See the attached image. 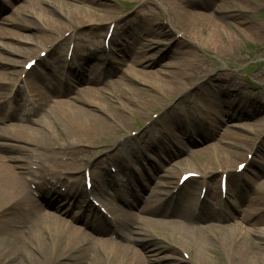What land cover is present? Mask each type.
<instances>
[{"label":"bare ground","instance_id":"1","mask_svg":"<svg viewBox=\"0 0 264 264\" xmlns=\"http://www.w3.org/2000/svg\"><path fill=\"white\" fill-rule=\"evenodd\" d=\"M76 1H82V7L77 8L69 0L24 1L29 5L30 15H36L43 23L41 26L37 24L34 33L21 34L0 25V47L9 52V56L0 55V264H88V260L93 264H264V195L258 189L264 179L259 183L256 171H251L250 178L235 183L232 189L231 176L235 172L230 171L232 164L223 154L214 155L213 160L207 161L208 164L197 168L191 166L190 160H181L174 167L175 171L172 168L157 175L150 172V179L144 181L157 180L150 186L148 198L138 214L119 209L108 201L105 194L108 192L106 188L116 185L120 178L109 174L108 179L97 186L99 180L96 176L102 169L105 170V165L100 164L96 157L89 160L86 156H102L109 163L117 164L125 183L134 187L131 175L134 167L123 164L126 161L118 154L121 147L127 144L128 154L137 157L149 150L155 151L164 159L159 162V166L164 168V162L178 155L172 149L174 146L169 144L175 138L174 133L162 131L164 137L156 136L147 126L135 138L119 141V130L116 128L125 127V111L129 107L112 94L107 93V98L119 104L118 112L113 115L96 106L101 100L99 88L88 87L85 91L87 98L95 104L88 105L94 109L82 108L71 101L56 98L58 89L54 85L57 83L61 87L59 79L63 77L57 71L43 77L34 68L27 72L24 68L18 69L21 63L24 65L36 59V64L40 66L66 67L68 71L64 80L70 83L73 78L84 77L87 83L93 84L95 75L105 66L110 54L105 55L103 45L101 49L98 45L92 47V38L88 39L82 28L93 29L108 23L107 30L112 25L111 42L123 40L119 44L124 55L118 59V65H140V68L129 69L139 77L152 78L158 85L164 84L161 93L170 100L177 98L171 104V108L176 109L183 104L182 92L188 85L181 79L187 77V80H192L198 74L211 71L198 63L195 65V75L180 77L179 63L175 61L180 54L179 49L200 43L204 45L206 42L212 48H226L230 46L231 39L225 36L224 28L210 14L193 10L195 0H159V6L169 12L164 23L169 29L166 31L162 26L148 28L145 34L149 43H139L138 31L134 26L128 39H121L132 23L124 22L122 18L115 19L116 13L110 5L100 0ZM42 4L46 7H42ZM150 15L157 18L147 10L145 16ZM6 21L7 18H3L1 23ZM20 21L24 22L22 25L25 28L34 27L24 17ZM206 29L209 36L202 38L204 42L200 39ZM6 38L15 40L17 44L4 42ZM67 42L73 43L69 62L61 54L62 46ZM164 45L171 46L172 53L163 52L161 48ZM90 46L93 50H88ZM113 50L117 48L112 43ZM148 50L154 51L149 54ZM86 51L88 56L83 57ZM40 52H45L44 58ZM99 52L104 55L101 61H97ZM164 54L171 57L170 61H161ZM22 59L27 60L23 62ZM153 62L175 70L144 69ZM160 72L164 78L158 76ZM23 73L25 76L21 78ZM221 75L224 84L219 86L223 92L228 98L238 97L230 91V87L236 86L239 93L240 82L231 80L228 74ZM52 79L56 80L55 84H52ZM24 88L28 95L21 93ZM128 90L134 89L124 86L118 96L126 99ZM126 100L132 102V99ZM150 100L158 102L155 98ZM107 107L111 112L113 106L107 104ZM25 118L30 119L32 125L21 122ZM198 124L203 129V121ZM181 127L192 138V132L183 125ZM51 130L59 137L64 135L70 142L63 146L54 142L50 136ZM253 131L256 136L260 132L263 134L264 125ZM223 139L224 135L219 142ZM130 140H139L142 147L136 151L130 145ZM20 143L42 147L44 151L34 154ZM85 144L89 151L82 150L81 146ZM216 147L211 146V151ZM108 148L110 150L106 151ZM181 148L185 149L184 146ZM217 148L223 152L222 147ZM201 150L192 152L195 154ZM252 150L253 157L246 161L243 172L249 171L247 165L251 166L257 155L264 164V145L260 142L255 147L254 143L249 144L247 150L237 153L235 158L245 161L246 152ZM82 168L83 172L91 169L93 190L97 191L101 202L114 218L110 227L112 235L109 237H99L104 233H101L98 223L102 221L105 227L107 225L104 216L90 202L86 192L78 188V182L69 177L70 172L78 173ZM178 168L185 170L184 173L198 174L179 185L176 180ZM217 170L231 174L226 191V195L233 199L229 203L225 201L229 198L222 199L220 188L218 191L212 190V180ZM190 181L191 185L187 188L183 186ZM248 185L256 187L253 193L247 191ZM59 187H65V191L61 192ZM201 187H206V190L200 199L198 191ZM132 191L131 195L139 198L140 202L144 196L136 189L132 188ZM33 193H37V198ZM124 198L128 204L136 205V202L129 200L128 194ZM76 207L81 212H75L71 220L83 219L85 229L66 217ZM142 222L150 225V231L140 226ZM158 224H169L172 230H178L177 237L167 240L166 232L157 227ZM133 242H140L141 246L135 247ZM164 252L168 254L160 255ZM183 253H188V257H182ZM153 255L155 257H151Z\"/></svg>","mask_w":264,"mask_h":264},{"label":"rangeland","instance_id":"2","mask_svg":"<svg viewBox=\"0 0 264 264\" xmlns=\"http://www.w3.org/2000/svg\"><path fill=\"white\" fill-rule=\"evenodd\" d=\"M100 1L106 5H110L114 9L116 13L115 19L122 18L124 22L132 23L121 39H128V36L132 33L133 26L138 31L139 43H149V41H147L148 36L145 34L148 28L151 29L162 26L166 31L169 29V26L164 24L169 16V12L159 6V0H145L144 2L140 0ZM69 2L72 5H76L77 8L82 7L83 4L82 1L77 2L76 0H69ZM21 5L26 6L22 7ZM27 6L29 5L24 3V0H0V25L5 29H11L21 34L36 32L37 24L41 26L43 23L36 18V15L35 17L33 14L30 15ZM41 6L46 7L43 4ZM192 8L197 12L210 14L213 20L221 28H224V34L230 37L231 44L230 46H226V48H212V46L206 42L204 45L200 43L195 46H182L179 49L180 54L176 57L175 61L179 63V71L182 74L180 77L184 75L190 77L195 75V65L198 63L211 70L204 75L198 74L197 77L192 80H187V77L186 79H181L188 84L187 89L182 92L183 104L181 107L176 109L171 108V104L173 101L177 100V98L175 97L173 100H170L163 97L161 90L165 88L164 84L159 83L158 85L152 78L139 77V75L133 74L129 69V67L140 68V65L136 64L128 67V63H126L125 65L119 66L117 61L123 57V53L119 50L112 52V54L110 53V62L106 63L104 68L98 72L99 74L95 75L96 80L93 84L87 83L84 77H77L73 78L71 83L63 84L58 88L57 99L71 101L74 105L86 109L94 108L88 105V103H93L90 101V98H87V93H85V91H87L88 87L93 89L99 88V90H101V100L99 103L95 101L97 104L96 106L109 114L111 113L110 115H113L114 112H118L119 104L113 101L112 98H107V93L112 94L115 99L123 102L125 106L129 107V110L125 111L127 119L125 127L119 126L116 128L119 130V138L130 137L133 139L136 137V133L144 130L146 126H149V128L151 126L152 129L155 130L156 135H159L160 131L174 133L176 137L172 140L173 143L171 145H173L174 147L172 148L178 152V156L168 160L167 163L165 162L164 167L166 169L162 168V171L159 170V166L156 163L158 157L154 152H147L144 159L136 164L132 162L131 158L125 156L129 163L135 165V167H139V165L148 166L147 172L142 170L146 179L150 176V163L156 166L153 169V173L158 174L159 171L163 172V170H170L172 168L173 171H175L176 168L174 167L181 160L188 159L191 162V166L197 168L204 164H208L207 161L213 160L212 158L214 155L217 156L220 154H223L225 158L231 162L232 168L230 169L233 170L234 166L242 161L241 159L235 158L237 153L245 149L247 150V146L252 143H254V147L258 142L264 145V134L260 132L256 136V134L253 133V130H258L260 125H264V0H195ZM147 10L154 13V16H157V18H153L152 15L145 16ZM26 15L28 16L25 17ZM21 17L26 18L28 22H32L34 27L25 28V26L22 25L24 22L20 21ZM3 18H7L5 23H1ZM148 19H150V24L148 23ZM11 21H14V23H11ZM59 21L63 23L66 22L65 19H60ZM107 25L108 23L101 24L93 29L88 27L82 28L87 34V38H92V47L98 45V47L101 48L102 37L105 34ZM207 32V29L203 31L200 40H203L202 38H204V36L208 38L209 35H207ZM3 41L17 44L15 40L7 38ZM114 42L117 49H119L120 44L118 39ZM122 42L123 40L120 41V43ZM67 46L62 49L63 56ZM161 49L166 53L167 51L170 53L173 51L171 46L168 47L166 45ZM153 51L154 50H148V53H153ZM86 54L87 52L83 53V56ZM0 55L9 56V52L0 47ZM100 55H102V52H99L98 56ZM170 59L171 57L164 54L162 55L161 61L168 62ZM22 60L24 62L27 59ZM21 68L22 63L19 65L18 69L20 70ZM144 69L147 71L150 69L152 71L155 69H161L162 71L175 70L174 68L161 66L158 62H153L150 67ZM37 70L44 73L45 76H48L49 72H51V68L49 69L43 66H37ZM59 72L67 73V69L61 68ZM221 73L228 74L231 80L240 82L239 93H237L238 89L236 86L230 87V91L238 97L228 98L223 92L222 87L219 86L224 84ZM158 76L164 78L161 72ZM165 78L167 79L168 77ZM124 86L134 89L133 91L128 90L126 92V96L128 97H126V99H132V102L127 101L120 95L118 96V93ZM151 98L158 99V102L153 103L152 100H150ZM240 100L244 102H240ZM107 104L113 106L112 108L114 110L112 109L110 112ZM124 105L120 106L125 107ZM230 115L231 118H229ZM201 121H203L202 127L203 125L204 127L203 129H198L197 125ZM27 123L28 122H25V124ZM181 125L192 132V138H190L189 134L186 132L181 133V130L184 131ZM222 135H224V141L219 142ZM50 136L54 142L59 143L61 146L67 145L68 142H70L64 135L59 137L53 130H51ZM131 143L135 144V140H131ZM99 145H102V143H99ZM216 145L217 147H222L223 152H221ZM26 146L29 147V145ZM181 146H184L185 149L181 148ZM211 146L216 147L214 148L215 150L211 151ZM31 147L32 146L29 148ZM81 147L84 152L89 151L86 144ZM195 150L201 151L198 153L195 152L194 154L192 151ZM42 151H44L42 147L34 148L35 153ZM121 152L126 154L127 149L124 147ZM252 155L253 151H250V154L247 153L246 157H248V160L251 159ZM95 157L101 164L107 161L105 158H102V156L90 154L86 156L89 160ZM260 160V156L257 155L254 163L248 166V172L240 173L232 177L233 184L238 180L241 181L242 179L243 181L250 178L252 176L251 171H256L258 173L256 179L261 183V180L264 179V164H261ZM173 164L174 166L172 167ZM105 170L109 171L108 167H106ZM182 172H185V170L181 171L180 168L176 171L177 175H180ZM137 174L143 177V174L140 175L138 171ZM219 175L220 173L217 172L212 180L214 182L212 189L215 191H218ZM73 176L80 181V189L83 190L82 171L73 174ZM104 177L103 171V173L98 176V179L104 180ZM156 180L157 179L150 180L149 184L146 185L147 187L144 186V181L138 180L136 181L137 186H135V188L145 197L149 192L150 185H153ZM189 184H191V182L187 185L189 186ZM246 187L249 193H253L256 188L252 185ZM258 189L264 195V183L259 184ZM127 191L126 185L118 184V186H116V191L111 193V195L114 196L112 203L120 209L136 213L145 201L143 202L142 200V202H138L135 206L128 207L122 200L117 198V194L120 193L124 195L127 194ZM106 197L110 200L108 195H106ZM133 199L136 201L135 198ZM229 200L231 201L232 197H230ZM107 219L111 221V216L109 215ZM75 224L82 226L81 221H77ZM142 224L141 226L144 227V230L149 229L148 231H150V225L144 222H142ZM168 225L169 224H158L157 227L166 232L167 240H171L173 239L172 237H177L178 230H172L173 228ZM110 227L111 226L108 224L107 228L109 231L102 232L104 234L99 237L105 238L111 236L112 232L110 231ZM251 237L254 238V236ZM133 245L139 247L141 243H134ZM163 254H168V252H164L160 255ZM188 255V253H183L182 257L187 258ZM151 257H155V255ZM88 264L93 263L88 260Z\"/></svg>","mask_w":264,"mask_h":264},{"label":"snow or ice","instance_id":"3","mask_svg":"<svg viewBox=\"0 0 264 264\" xmlns=\"http://www.w3.org/2000/svg\"><path fill=\"white\" fill-rule=\"evenodd\" d=\"M241 168H243V165H241Z\"/></svg>","mask_w":264,"mask_h":264}]
</instances>
